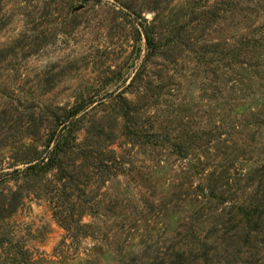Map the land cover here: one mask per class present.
Segmentation results:
<instances>
[{
  "label": "rangeland",
  "instance_id": "obj_1",
  "mask_svg": "<svg viewBox=\"0 0 264 264\" xmlns=\"http://www.w3.org/2000/svg\"><path fill=\"white\" fill-rule=\"evenodd\" d=\"M76 104L63 171L27 170ZM251 208L264 0H0V264H264Z\"/></svg>",
  "mask_w": 264,
  "mask_h": 264
},
{
  "label": "trees",
  "instance_id": "obj_2",
  "mask_svg": "<svg viewBox=\"0 0 264 264\" xmlns=\"http://www.w3.org/2000/svg\"><path fill=\"white\" fill-rule=\"evenodd\" d=\"M153 43V38H149L148 36H146V44L149 46ZM255 43L256 42L254 41L252 42L253 45ZM86 107L87 105L80 106L76 104L75 106H72L65 114H63V116H56V114L54 113L51 115L52 119L50 128L53 130L51 131L49 139L44 144L47 151L50 146L51 150L50 152L48 151L46 153L45 157L41 158V160L33 164L29 163L35 160H22L25 161L24 164H29L26 166L27 170L38 172L39 168L45 167L46 170L63 171L62 159L58 157V154L74 150L76 137L74 136L70 125L73 122L75 116L82 110H85L84 108ZM243 216L245 217V219H247V223L249 224L248 231L245 233L244 241L257 239V235L263 233L264 231V219L262 220V212H260L258 208H251L248 212H245ZM213 234H221V238L226 242V244H228L231 240V236L225 227L221 226L220 229H214ZM204 260L206 259L204 258Z\"/></svg>",
  "mask_w": 264,
  "mask_h": 264
},
{
  "label": "water",
  "instance_id": "obj_3",
  "mask_svg": "<svg viewBox=\"0 0 264 264\" xmlns=\"http://www.w3.org/2000/svg\"><path fill=\"white\" fill-rule=\"evenodd\" d=\"M78 10H80V7L75 9V11H78Z\"/></svg>",
  "mask_w": 264,
  "mask_h": 264
}]
</instances>
